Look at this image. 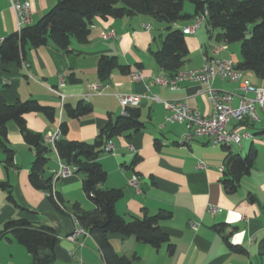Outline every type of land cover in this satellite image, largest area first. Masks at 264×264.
Returning a JSON list of instances; mask_svg holds the SVG:
<instances>
[{
  "label": "crops",
  "instance_id": "0c3cea01",
  "mask_svg": "<svg viewBox=\"0 0 264 264\" xmlns=\"http://www.w3.org/2000/svg\"><path fill=\"white\" fill-rule=\"evenodd\" d=\"M28 1L34 24L57 0ZM186 12L192 13V10ZM194 21L195 17L171 27L183 28ZM158 24L147 16L120 20L96 18L87 43L78 44L72 39L66 52L51 43L37 49L25 46L20 63L3 64L0 60V96L7 104L35 100L41 106L52 108L53 122L41 114L30 113L24 117L26 127L43 138L59 127L64 119V105L74 107L83 100L92 112L83 118L68 120L63 136L64 140L74 142L93 143L107 121L122 114L118 95L145 94L162 100H180L190 109L210 115L212 106L202 86L185 83L181 89L172 91L152 84V79L163 73L151 55V50L161 45L166 32V27ZM144 26L149 28L146 30ZM203 27L205 30L186 35L189 53L181 70L200 68L206 56L223 46L225 49L219 56L235 60L233 64L237 65L240 56L229 52L230 45L216 41V34L206 21ZM110 29L115 32V38L103 40L100 35ZM15 31L16 21L8 0H0V43ZM101 55L115 56L130 72L139 70L147 77L145 82L132 81L128 74L118 71L101 82L97 75ZM244 78L254 86L264 83L250 73ZM95 85L98 91L92 90ZM238 86V83L220 80L212 85L215 90L236 94ZM59 95L63 97L62 103ZM137 108L143 128L129 137L112 139L113 153L99 158L107 174L104 186L122 192L115 211L126 221L141 218L145 213L170 212V218L159 225L174 250L169 254L166 245L154 249L134 237L110 235L109 242L116 254L137 257L134 264H264L257 254L259 242L264 238V116L260 115L256 123L240 126L252 138L243 140L240 146H232L231 152L243 157L253 146L257 158L250 174L240 179L234 192L227 193L222 186L223 170H220L225 164L223 146L213 147L206 139H196L190 146L181 145L179 140L186 129L183 125L166 123L161 104L143 99ZM234 126L229 125L228 129ZM7 144L14 151L13 165H5V156L0 150V182L9 185L14 200L24 210L15 209L8 202L6 192L0 190V234L4 224L12 219L48 225L58 239L54 264H105L92 236L86 233L78 234L74 240L69 238L80 229L72 216V205L79 204L85 211L93 209L82 190L83 176L73 172L66 178H55L59 159L52 149L44 178H52V189L62 202V207L56 209L44 192L29 183L35 154L24 143L14 123L7 126ZM198 162L205 164L206 169L198 170ZM132 176L138 179V191L128 184ZM209 207H215L216 211L211 214ZM192 223L198 225L196 230L191 228ZM221 224L227 227L222 234L214 229ZM226 235L232 244L246 249L247 254L230 252L223 238ZM0 264H31V256L10 235L0 236Z\"/></svg>",
  "mask_w": 264,
  "mask_h": 264
},
{
  "label": "trees",
  "instance_id": "16d2710c",
  "mask_svg": "<svg viewBox=\"0 0 264 264\" xmlns=\"http://www.w3.org/2000/svg\"><path fill=\"white\" fill-rule=\"evenodd\" d=\"M189 3L192 13L184 11ZM147 16L164 24L166 32L161 45L151 50V55L159 69L168 77H173L181 70L189 50L183 28H172L178 22L197 17H204L217 42L224 45L239 44L241 60L235 68L245 74H253L264 81V0H57L36 23L26 26L20 32L15 31L4 37L0 43V60L3 64L20 63L25 46L37 49L51 43L56 49L66 52L70 43L88 41L91 26L96 18L129 19ZM129 74L127 66L121 65L115 56L101 55L97 62V75L101 82H106L112 72ZM64 119L59 125L61 139L55 144L59 161L73 167L74 173L81 174L82 190L87 200L93 205L90 211L83 210L79 204H73L71 213L81 229L93 237L105 264H134L137 257L119 256L113 250L110 235L134 237L136 241L154 249L167 246L169 254L174 245L160 228L159 223L170 218V212L159 211L154 215L146 213L126 221L115 211V203L122 196L118 189L105 187L107 178L99 158L104 146L112 139L139 132L143 128L140 110L127 107L115 120H109L100 129L93 143L64 140L67 121L88 116L92 112L89 104L79 101L76 106L64 105ZM35 113L43 115L53 122L55 111L41 106L35 100L7 104L0 96V150L5 156V165L12 166L14 151L7 144V126L14 123L24 143L34 151L35 158L28 175L31 186L44 193L53 188L52 178H44L45 167L52 151L44 138L26 127L25 115ZM226 151L223 168L222 186L227 193L234 192L240 179L250 174L257 158V151L252 146L245 156L233 154L230 147ZM0 190L6 192L8 202L17 210L23 211L14 200L10 187L0 182ZM47 199L56 209L62 207L60 198ZM226 225L214 229L222 234ZM11 236L22 245L31 256V264H54V250L58 242L56 232L48 225L29 222L26 219L7 221L0 236ZM224 238L227 249L239 255H246L242 246L232 244L228 236ZM258 256L264 260V238L258 245Z\"/></svg>",
  "mask_w": 264,
  "mask_h": 264
},
{
  "label": "built area",
  "instance_id": "2783aa9c",
  "mask_svg": "<svg viewBox=\"0 0 264 264\" xmlns=\"http://www.w3.org/2000/svg\"><path fill=\"white\" fill-rule=\"evenodd\" d=\"M9 7L12 10L15 21L16 31L20 32L26 26L32 24L31 7L28 0H8ZM204 17H197L195 21L182 31L185 35L195 34L202 26ZM147 30L149 27L144 26ZM103 40L115 38V32L110 29L100 35ZM225 47H219L213 50L211 56H206L203 65L198 69L181 70L173 77H168L162 73L152 79V84L165 87L172 91L181 89L182 84H197L203 87L207 94L209 102L212 106L210 115L204 116L196 110L190 109L184 102L180 100H162L154 95H118L117 100L119 106L124 113L127 107H138L141 100L149 99L152 102L159 103L163 106L166 116L165 122L169 124L183 125L186 133L180 138L179 143L184 146H190L196 139H206L213 146L232 147L240 146L243 140L252 138V135L247 131H241L240 126L246 122L256 123L260 120V115L264 116V83L261 86H254L244 78V74L235 68L232 61L221 58L219 53ZM27 70V65L23 64ZM129 77L135 82H145L146 78L139 70L131 71ZM216 80L226 81L230 83H238L239 93H228L215 90L212 85ZM62 83V79L60 80ZM146 85V89H148ZM93 91H98V86L92 87ZM55 92V91H53ZM57 93V92H55ZM249 94L253 96L250 97ZM61 103L63 97L61 95ZM88 95H85L87 98ZM229 125H235L232 129H228ZM61 139L59 127L53 131L46 133L44 141L46 144L55 150V144ZM113 153V145L108 142L104 146L103 155ZM198 170H205L206 165L198 162L196 165ZM74 168L58 162V170L55 178H66L74 172ZM220 170H223L220 169ZM128 184L136 191L139 189L138 179L132 176ZM46 197H52L56 200V195L53 189L45 193ZM208 211L213 214L216 211L215 207H209ZM197 224L192 223L191 228L197 229ZM78 234H86L83 229H78L70 240H74Z\"/></svg>",
  "mask_w": 264,
  "mask_h": 264
},
{
  "label": "rangeland",
  "instance_id": "374dc122",
  "mask_svg": "<svg viewBox=\"0 0 264 264\" xmlns=\"http://www.w3.org/2000/svg\"><path fill=\"white\" fill-rule=\"evenodd\" d=\"M191 10V6H190V4L189 3H185V5H184V11L186 12V11H190ZM158 23V22H157ZM204 23H205V21H203V25H204ZM158 25H161V26H163L164 27V24H162V23H159ZM203 25L201 26V28H200V30H205V28L203 27ZM218 31H214V34H216ZM163 34H165V33H163ZM205 35H207L206 34V32H205ZM229 52H231V53H233V54H238V56H240V54H239V44H232V45H230V50H229ZM239 59L241 60V56L239 57ZM239 60V61H240ZM233 63H235L236 61L234 60V61H232ZM47 198V197H46ZM87 210V209H86Z\"/></svg>",
  "mask_w": 264,
  "mask_h": 264
}]
</instances>
